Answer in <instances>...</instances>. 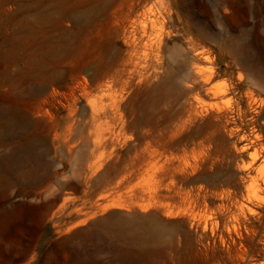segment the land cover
<instances>
[{"label": "rangeland", "instance_id": "obj_1", "mask_svg": "<svg viewBox=\"0 0 264 264\" xmlns=\"http://www.w3.org/2000/svg\"><path fill=\"white\" fill-rule=\"evenodd\" d=\"M256 231L264 0H0V264H261Z\"/></svg>", "mask_w": 264, "mask_h": 264}, {"label": "bare ground", "instance_id": "obj_2", "mask_svg": "<svg viewBox=\"0 0 264 264\" xmlns=\"http://www.w3.org/2000/svg\"><path fill=\"white\" fill-rule=\"evenodd\" d=\"M20 212L18 209H15L11 212H8L9 216H16ZM250 235V234H249ZM235 243L239 246H243L245 248H254L258 251L259 253V259H257V262H263L261 264H264V234L257 233V231L254 233V236H243L240 237V239L235 240ZM254 256V255H252ZM246 260V259H245ZM248 264H252V262H248Z\"/></svg>", "mask_w": 264, "mask_h": 264}]
</instances>
